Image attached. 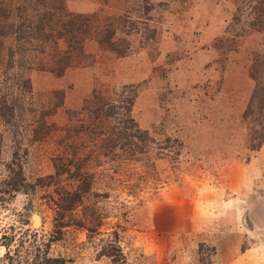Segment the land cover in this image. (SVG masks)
Here are the masks:
<instances>
[{
  "label": "rangeland",
  "instance_id": "obj_1",
  "mask_svg": "<svg viewBox=\"0 0 264 264\" xmlns=\"http://www.w3.org/2000/svg\"><path fill=\"white\" fill-rule=\"evenodd\" d=\"M51 2L71 65L0 54V264H264V0Z\"/></svg>",
  "mask_w": 264,
  "mask_h": 264
},
{
  "label": "trees",
  "instance_id": "obj_2",
  "mask_svg": "<svg viewBox=\"0 0 264 264\" xmlns=\"http://www.w3.org/2000/svg\"><path fill=\"white\" fill-rule=\"evenodd\" d=\"M36 0H10L11 3H8V6L13 7V10L16 11L15 13L18 16L14 17L15 15H9L13 17L14 21L9 22L7 17V22L5 21V17L0 13V54L2 53L3 49H6V41L9 40L6 35H10L12 46L11 50H14V47L27 55H30L29 62L32 60L31 56H36V53L44 54L50 53L52 57L57 58L56 64H58L57 68L54 69L57 75L61 74L66 70L69 65H71L73 60V53L74 49L79 48L81 46L83 36L78 35V27H82V23L76 24V19L74 17L69 18V23H66L65 16L61 13V8H55L51 4L46 5L45 3H39L42 8L34 7L33 2ZM2 3V0H0ZM3 5L7 6L6 2L2 3ZM1 10V8H0ZM12 10V9H11ZM73 14V13H72ZM60 17V21L62 24V28L65 30H61L59 27L57 28L54 26L56 24L57 17ZM87 22L89 23V16L84 15ZM83 16V17H84ZM21 21L28 22L26 25V29L20 24H16L17 19ZM54 23V25L52 24ZM85 23V25H86ZM24 25V23H23ZM13 27V32L9 34V28ZM85 30H88L87 25ZM63 39L66 42V47L59 46V41ZM77 43L79 45H77ZM48 44H52L53 48H48ZM15 50L10 54L9 60L13 61L15 59ZM36 51V52H35ZM25 56V54H24ZM257 80V78H256ZM26 82L29 83L28 79L20 81V84ZM256 89L254 90V95L252 101H257V103H261V108L257 111V114L264 115V79L256 83ZM116 106V105H113ZM263 107V108H262ZM6 111V104L5 102H0V115L2 117L5 115ZM127 121L125 120L126 124L129 125L132 121L128 115L126 116ZM130 122V123H129ZM133 125L130 126V131L132 132ZM135 131H139L138 135L141 133L146 132V130H141L135 128ZM132 134V133H131ZM136 135V137L138 136ZM141 138L143 139L142 135ZM13 179L10 181H5L2 185L9 184L10 187L17 188V185L13 183ZM13 183V184H11ZM1 185V186H2ZM4 191H10L8 187L4 189ZM84 189H73L67 190L66 192L71 194V196H66V200L61 203L65 206H72L77 199H80ZM65 197V195H64ZM112 251L109 252L110 254L114 255V260L117 264H129V261H126L125 255L123 254L122 248L118 245V243L111 244ZM117 249L119 254L112 253ZM114 250V251H113ZM39 254L36 257L34 256L31 260V263L26 262V264H66L65 259L58 256H50L48 254ZM11 258L13 257L12 254L9 255ZM14 259V258H12ZM120 259H123V262H120ZM125 260V261H124Z\"/></svg>",
  "mask_w": 264,
  "mask_h": 264
}]
</instances>
